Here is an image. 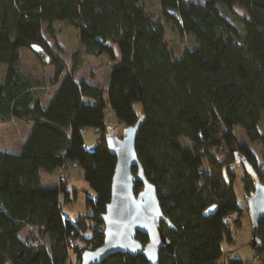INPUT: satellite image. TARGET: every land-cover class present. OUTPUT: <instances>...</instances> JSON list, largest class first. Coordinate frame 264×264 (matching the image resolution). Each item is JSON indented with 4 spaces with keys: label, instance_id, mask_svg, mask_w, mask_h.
<instances>
[{
    "label": "trees",
    "instance_id": "trees-1",
    "mask_svg": "<svg viewBox=\"0 0 264 264\" xmlns=\"http://www.w3.org/2000/svg\"><path fill=\"white\" fill-rule=\"evenodd\" d=\"M159 6L160 18L180 36L192 34L197 48L175 58L161 24L139 0H0V123L18 119L33 125L18 152L0 148V264H71L69 250L78 264L83 251L102 243L103 230L94 228L102 227L99 216L111 198L114 165L96 167L91 154L105 152L106 138L114 135L104 122V96L124 129L140 121L135 153L170 222L160 226L167 244L158 264H218L221 243H234L241 226L234 213H243L231 167H242L245 200L256 183L264 184V163L246 144L264 149V131L257 126L264 121V0H159ZM230 15L239 19L241 31ZM56 21L79 30L88 57L109 53L107 42L118 48L120 59L105 91L72 75L60 79L65 65L40 37L41 26ZM28 28L32 34H23ZM31 45L45 51L54 68L50 81L58 87L47 107L44 85L20 71L19 50ZM72 58L75 73L76 52ZM238 127L246 141L238 140ZM87 128L97 133L92 151L84 144ZM73 162L95 197L86 196L87 213L71 221L59 200L67 182L45 185L41 173H58ZM142 186L134 182L135 194ZM214 205L213 213L203 215ZM245 211L250 219L247 206ZM228 215L233 220L227 224ZM88 230L92 235L86 238ZM251 234L250 245L264 264V218L251 224ZM135 239L148 242L144 234ZM99 264L148 263L139 255L115 253ZM225 264L245 262L229 255Z\"/></svg>",
    "mask_w": 264,
    "mask_h": 264
},
{
    "label": "rangeland",
    "instance_id": "rangeland-1",
    "mask_svg": "<svg viewBox=\"0 0 264 264\" xmlns=\"http://www.w3.org/2000/svg\"><path fill=\"white\" fill-rule=\"evenodd\" d=\"M139 1L144 4L146 11H148L151 18L161 24L163 32H165V41L172 49V53L175 58L180 57L184 50L197 48L198 43L192 34L187 33L184 36H180L173 30L171 22L160 18L161 11L159 0ZM192 1L195 3H203L206 0ZM234 8L237 12H239V16L245 14L243 9L237 7ZM229 19L232 20L236 29L241 31L239 19L232 15H230ZM32 32L33 29L28 28L24 30L23 34L31 35ZM40 37L50 51L61 59L65 65V71L60 76V79L64 76L72 75L73 80L76 82L84 79L90 84H94L104 91L106 90L105 88L109 80V75L114 68L113 66L116 65L120 59L118 48L115 45H111L107 42L105 45L108 47L109 53L103 54L98 58L91 56L88 57L83 52V47L80 43L79 30L63 21H56L49 26L42 25L40 29ZM75 52L77 53V58L79 59V65L76 68L77 71L73 73L70 68L73 63L72 55ZM19 60L20 69L23 74L32 76L36 81H39L44 85L45 95L42 103L45 107H47L50 99L55 93L56 88L58 87L57 84H53L52 81H50L54 73V68L48 63L50 61L48 54L43 50H39L35 53L29 49H22L21 53L19 52ZM4 66L0 65V80L4 75ZM103 100L106 103L107 111L104 122H106L108 130L114 132V136L122 138L124 133L123 124L118 121L112 111H110V107L105 99V96ZM31 124L32 123L30 122L27 124L18 119H14L13 121H9L7 123H0V143L2 150L5 152L19 151L18 145L26 138ZM257 126L258 131L262 133L264 131V121H260ZM235 133L239 141H246L241 128H236ZM95 134L96 133H94L90 128L83 131L85 147L91 151L93 150L95 143ZM180 140L186 148H192L191 143L188 140L184 138H181ZM246 144H248L251 148L257 162L264 163V149L260 147L258 143L246 141ZM93 155H95L93 156V164L96 165V167L113 164L115 161L114 157L108 153L100 154L95 152ZM63 170L65 178L63 184L67 182L65 185L67 188V194H64L63 197L62 192L60 193L62 210L64 214L69 215V219L71 221H74L79 214L87 213V209H85V197L90 196L94 198L95 194L90 187H88L83 177V171L79 166L75 163H68L67 167H64ZM230 170L234 174V177L231 179L233 181V192H235L236 202L239 204L240 208H242L243 214L239 216V214L234 213L235 219L239 217L241 226L237 228L233 234V244H227L225 241L221 243L223 254L220 257L218 264H225L229 255H234L239 258L241 257L245 264H260L250 245L253 236L251 234L250 219L245 211L248 199L245 200V192L243 191V183L241 181L243 170L240 164L232 166ZM58 176V173L46 174L45 177H47V179L43 180V183L49 186H59V184L57 185ZM58 182L60 183V181ZM232 220L233 216L231 217L230 222H232ZM94 229L101 231L102 227ZM84 235L86 238L90 237L92 235V231L88 230ZM79 245L83 246L81 243H79ZM69 253V260H71V264H74L76 261V255L72 253L71 250H69Z\"/></svg>",
    "mask_w": 264,
    "mask_h": 264
},
{
    "label": "water",
    "instance_id": "water-1",
    "mask_svg": "<svg viewBox=\"0 0 264 264\" xmlns=\"http://www.w3.org/2000/svg\"><path fill=\"white\" fill-rule=\"evenodd\" d=\"M30 49L35 53L41 50L38 45H31ZM139 122L124 129L122 138L112 133L106 138V151L115 161L111 198L105 212L99 216L103 227L102 243L95 249L83 251L78 264H99L115 253L139 255L148 264H158L159 253L167 244L160 226L170 227V222L161 212L156 188L145 179L135 153ZM133 168L137 170L136 176L132 175ZM135 181L143 185L137 194L134 192ZM253 191L247 208L250 222L256 227L264 218V184L256 183ZM216 207L210 206L203 215L213 213ZM137 233L146 236L148 242L145 245L135 239Z\"/></svg>",
    "mask_w": 264,
    "mask_h": 264
},
{
    "label": "crops",
    "instance_id": "crops-1",
    "mask_svg": "<svg viewBox=\"0 0 264 264\" xmlns=\"http://www.w3.org/2000/svg\"><path fill=\"white\" fill-rule=\"evenodd\" d=\"M21 51L22 50H19V52L21 53ZM4 69H3V71H4V75H3V77L1 78V80H0V84H3L2 82H3V80H4V78H5V66L3 67ZM20 71H21V69H20ZM22 72V71H21ZM23 73V72H22ZM13 121V120H12ZM32 126L33 125H31L30 126V129H29V132H30V130L32 129ZM95 133V132H94ZM29 134V133H28ZM28 134L26 135V138L18 145V150L21 148V145L24 143V141L27 139V137H28ZM97 136V133L95 134V137ZM95 137H94V139H95ZM0 148H1V143H0ZM2 149V148H1ZM8 152H12V153H15V151H8ZM18 152V151H17ZM98 153H100V154H106L107 153V151L106 152H98ZM94 153H92L91 155H92V158H94L93 156H95V155H93ZM112 156V155H111ZM94 160V159H93ZM74 163V162H73ZM72 163V164H73ZM42 174V179L43 180H46L47 179V177H45V175L43 174V173H41ZM56 174V173H55ZM45 185H47V184H45ZM57 185H58V181H57ZM49 186V185H48ZM53 186H55V185H53ZM66 186H64V191L62 192V194H63V197H64V194H67V192H66ZM59 200H60V205H61V202H62V200H61V198H60V195H59ZM72 212V211H71Z\"/></svg>",
    "mask_w": 264,
    "mask_h": 264
},
{
    "label": "built area",
    "instance_id": "built-area-1",
    "mask_svg": "<svg viewBox=\"0 0 264 264\" xmlns=\"http://www.w3.org/2000/svg\"><path fill=\"white\" fill-rule=\"evenodd\" d=\"M63 168L61 170H59V172H58V174H59L58 178H59V181L61 183H63L65 181L64 173H63L64 172ZM61 171H62V173H61ZM231 217H232V215H228L226 218H224L223 221L228 224V223H230Z\"/></svg>",
    "mask_w": 264,
    "mask_h": 264
}]
</instances>
